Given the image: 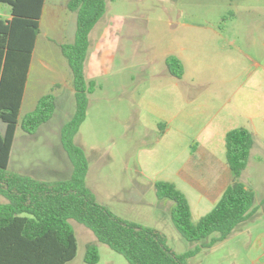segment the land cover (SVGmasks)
I'll return each instance as SVG.
<instances>
[{"label": "rangeland", "instance_id": "obj_1", "mask_svg": "<svg viewBox=\"0 0 264 264\" xmlns=\"http://www.w3.org/2000/svg\"><path fill=\"white\" fill-rule=\"evenodd\" d=\"M66 1L45 0L19 122L32 111L33 91L55 97L53 117L36 135L17 127L12 155L22 171L53 181L72 173L61 143L63 126L75 111L72 77L59 48L72 44L76 31V13L66 9ZM105 5L89 35L87 70L96 74H86V80L95 87L73 138L88 164L85 183L98 204L123 220L167 231L168 245L183 254L218 234L198 243L183 239L170 219L173 203L157 199L153 184L178 181L177 171L199 146L225 159V131L245 128L255 131L256 140L264 137V0H105ZM9 16L10 8L0 3V17ZM169 56L182 64L180 79L167 72ZM53 82L62 85L55 88ZM253 156L256 162V152ZM257 158L264 173V146ZM254 169L253 163L245 168V183ZM70 225L77 250L67 264H85L88 245L97 249L96 264H128L84 225ZM212 252L201 250L187 264H223Z\"/></svg>", "mask_w": 264, "mask_h": 264}, {"label": "trees", "instance_id": "obj_2", "mask_svg": "<svg viewBox=\"0 0 264 264\" xmlns=\"http://www.w3.org/2000/svg\"><path fill=\"white\" fill-rule=\"evenodd\" d=\"M0 3L10 8L9 19L0 17V198L5 200L0 203V264L69 263L77 250L70 221L84 225L98 243L121 255L128 264H187L202 249L225 240L256 212L253 192L239 182L253 145L252 134L245 128L226 133L225 159L233 182L198 222L192 221L188 202L173 183L154 184L157 199L173 203L170 219L180 236L189 243H198L217 233L218 237L208 244L178 254L160 230L123 220L95 201L85 183L88 164L84 152L73 144V138L86 118L87 96L95 87L93 81L86 80L85 69L91 48L89 35L105 14V0H67L65 4L68 11L76 13L74 42L59 46L72 77L75 100L73 117L61 132V143L72 165L70 178L44 182L9 171L17 127L26 135H34L52 119L56 103L52 94L40 97L34 109L19 122L45 0ZM165 65L171 77H182L179 59L169 56ZM98 260L95 245H88L84 263L96 264Z\"/></svg>", "mask_w": 264, "mask_h": 264}, {"label": "crops", "instance_id": "obj_3", "mask_svg": "<svg viewBox=\"0 0 264 264\" xmlns=\"http://www.w3.org/2000/svg\"><path fill=\"white\" fill-rule=\"evenodd\" d=\"M43 13L44 10L42 12L40 20V32L42 26ZM9 18L10 16L6 19ZM35 49L36 44L31 56V62L29 65L27 81L24 88V94L20 106L19 116L26 99L28 100V98L26 97L28 91V84L30 82L33 55ZM87 67L88 60L85 69V77L87 74L88 78H92L96 74V72H88ZM65 83H67L69 86L71 85V81L68 79ZM52 84L55 86L58 85V88H60V86L62 85L61 83L56 82H53ZM72 91L74 93V90ZM36 92L37 91H33L28 96L32 97V101H30L29 103L32 108L31 110L34 109L38 99L43 96ZM74 112L75 111H73V113ZM43 126H41L36 133H39L40 129H42ZM228 131L222 133V136L225 137ZM253 132L255 131L250 132L253 138V145L250 150L247 167L250 165V163H253L255 169L252 172V179H250V181L245 183L246 181L244 179V170L239 178V182L246 189L253 192L255 197L254 206L256 208V212L252 216H250L245 222L238 225L225 240L216 243L209 249H202L214 251L212 253L218 252V255H220L218 261L221 260L223 264H264V177H262L264 173L263 169H261V167L257 165V163L259 162L257 158L258 153L260 154L263 150L264 137H261L256 140V137L253 135ZM36 133L34 135H36ZM17 136L18 132L15 133L14 141L12 144L8 163V170L13 173L29 176L38 181L55 182L53 180H44L40 177H35V175L24 170L22 171L20 168L16 167V162L12 159V155L14 153V145ZM255 152L256 162H251V160L254 159L253 155ZM215 153L216 152H214L213 150L204 146L197 147L193 154L186 161L185 165L177 171L175 176L178 181H176V179L167 180L173 183L186 198L191 212V219L194 223L198 222L200 218L208 214L216 206L224 191L233 182V174L226 163V159L222 158V156L216 155ZM177 182H180L181 185ZM259 188H262L260 193H258L257 191L259 190ZM4 202L5 200L1 198L0 203ZM155 229L160 230L164 235L167 232L165 230H162L161 228ZM196 246L198 245H191L189 247V250L195 248Z\"/></svg>", "mask_w": 264, "mask_h": 264}]
</instances>
